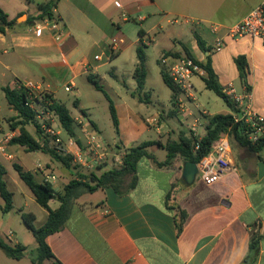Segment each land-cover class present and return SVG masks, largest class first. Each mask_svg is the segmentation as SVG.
<instances>
[{
    "label": "crops",
    "instance_id": "crops-1",
    "mask_svg": "<svg viewBox=\"0 0 264 264\" xmlns=\"http://www.w3.org/2000/svg\"><path fill=\"white\" fill-rule=\"evenodd\" d=\"M49 1L0 0V7L8 14L9 20L16 19L12 28L0 33V88L3 91L6 87L16 88L19 82L24 81L41 83L55 100L65 105L59 94L65 91L69 82H73L75 91L72 94L76 97L73 105L80 108V115L88 117L79 101L83 95L79 81L87 77L96 88L93 81L99 83V77L106 79L107 72L120 81L124 76L123 68L129 66L131 81L121 83L127 89L133 88L131 97L119 95L118 101L112 100L119 121L116 141L119 147L115 143L111 148L108 143L113 150L109 151V160L102 164L107 165L98 172L121 165L124 151L129 147L143 142L165 145L161 140L150 138L154 132H164L163 135L173 133L176 137L173 141H178L183 131H189L188 128L169 125V118L173 117L175 109L173 102L171 109L158 112L156 117L148 107L150 95L148 99H142V95L147 93L145 87L149 70L145 46L158 53L162 69L168 67L161 61L167 53L183 56L187 48L202 61L210 55L220 85L233 84L238 93L248 86L252 108L264 120L262 40L249 36L240 39L225 37L226 47L223 50L207 54L199 48L194 33L206 44L211 43L215 36L208 25L170 24L163 14L183 13L176 11L172 5L164 4L165 1L57 0L54 13L63 31V38L58 41L49 31L39 36L31 29L38 21L31 18L39 14V4ZM259 2L250 0L238 18L219 24L228 27L238 23ZM202 3L203 0H197L196 4ZM23 15L27 16L26 20L19 22ZM28 18L29 23H26ZM130 23L139 24V27L135 28ZM146 35L150 36V42L141 45L140 38ZM114 44L117 45L113 47ZM140 46L147 56V79L142 90H139L134 78L138 64L137 48ZM238 56H245L247 61L246 83L241 80L235 62ZM9 107L18 117L17 112ZM227 113H232V110ZM1 114L0 106V123ZM214 114L209 112V116ZM176 116H179L178 112ZM76 117L79 116H73ZM206 118H202L203 125ZM5 119L8 121L9 118ZM90 120L100 133L97 123ZM29 126L32 124L26 125L27 130L35 136ZM11 127L9 131L0 125V164L7 171L5 179L9 175V167L15 170L14 164L32 172L39 183H44L47 174L56 173V179H59V167L46 160L45 153L34 152L37 156L33 160L29 158V164H33L30 166L12 151L14 146H20L12 144L11 140L19 136L21 130L19 126ZM164 127L168 130L164 131ZM6 138V152H2L1 146ZM160 144L153 146L166 151ZM233 150L238 171L212 186L197 178L192 184H187L182 177L185 163L182 158L176 157L171 165L159 167L156 161H164L167 154L160 159L149 152L156 161L148 157L138 161L137 182L129 192L122 194L109 186L94 192H83L75 199L63 228L47 238L53 254L61 264H264V151L261 152L263 158L258 160L253 156L257 154L250 153L246 148L236 147ZM251 161H254L253 169ZM66 172L73 176L70 170ZM69 176H64L61 188L69 183ZM55 180L50 183L57 190ZM49 206L55 210L60 202L52 199ZM179 211L186 213L181 232L176 225ZM255 236H260V239L255 250L251 251L250 244ZM45 264L56 263L50 259Z\"/></svg>",
    "mask_w": 264,
    "mask_h": 264
},
{
    "label": "trees",
    "instance_id": "trees-1",
    "mask_svg": "<svg viewBox=\"0 0 264 264\" xmlns=\"http://www.w3.org/2000/svg\"><path fill=\"white\" fill-rule=\"evenodd\" d=\"M56 7L57 0H50L49 2L41 3L38 6L39 14L31 19H57V16L54 13ZM26 23H29V18ZM15 24L16 19L9 20L8 14L0 7V33L5 32L7 28H12ZM196 38L199 48L206 53L208 51V45L200 36H196ZM165 55L173 56L174 58L187 56L196 59L194 54L187 48H185L183 56L172 53H167ZM137 58L138 64L134 72V78L137 82L139 90H142L147 79V56L144 52V48L141 46L137 48ZM235 62L237 64L241 80L246 83L248 71L245 56H238L235 59ZM200 64L207 70L208 73L207 77L203 79L205 81L206 88L224 99L229 109L233 110L234 106L232 101L223 93V87L220 85L217 74L213 69L211 56L207 55L205 60ZM161 75L166 86L172 91V102L174 104V99L178 89L169 77L166 68L162 69ZM93 83L98 90L105 92L98 82L93 81ZM247 88L249 89L248 86ZM4 93L8 104L17 112V118L20 119L16 122V124L12 125L19 126L21 133L19 136L12 138L11 143L14 145L24 146L31 152L41 151L45 154H49L55 160L62 163L65 168L70 170L74 162L73 156L59 153L55 149L54 138L41 135L38 124L35 121L34 112L26 105L27 93L25 90L18 87H6L4 88ZM105 95L109 101L112 123L118 134L119 121L116 109L110 96L106 92ZM47 96L52 100V105L49 108L56 114L61 128L71 138L78 137L76 131L78 125L67 107L55 100L51 93H47ZM173 112L172 116L174 117L177 115L176 109H174ZM27 124H34L37 136L32 135L27 130ZM204 126L205 134H203V137L198 142L199 148L197 150L195 149L197 140L189 131H183L180 134L178 141L169 140L165 145H162L159 142H143L136 146L129 147L124 151L122 163L119 167L108 168L101 173L98 172L101 171L105 165H107L105 164L94 168V171L92 170L89 174H82L80 172L77 174L73 173V176L75 177L69 181V183L64 187L63 192L60 193L57 192L51 183L37 182L32 172L25 171L20 165L14 164V168L20 179L31 190L36 203L45 209L48 212V215L45 223L41 226H37V218L34 214L29 212L21 213L24 223L32 232L37 243L36 253L28 252V247L20 242L13 244L11 241H6L1 236L0 249L8 258L13 260H20L27 257L32 264H45L47 260L53 259L56 264H61L53 254L47 242V238L63 228L69 218L75 199L83 192H94L95 190L109 186L113 187L117 192L122 194L129 192L135 187L137 182L136 168L138 161L142 157L152 158L156 161V158H154V156L148 151V148L151 145L160 144V146L166 150V159L162 162L156 161L159 167L171 165L176 157H180L184 161L198 163L210 152L213 142L225 133L229 134L231 143L232 140L236 141V146H234L235 148L237 146L246 148L252 154H259L264 151V134H262L256 142L250 141L245 129L240 125L234 124L231 113L208 116ZM77 142L81 144L79 139ZM50 144H52V147L49 146ZM116 147H119L118 143H116ZM79 166V164L75 165L76 168ZM6 173L7 171L5 167L0 164V198L3 201L0 202V214L9 213L14 209V193L8 188L7 181L5 180ZM52 199H56L60 202L59 208L55 210L51 209L49 202ZM178 214L179 216L176 225L178 231L181 232L186 219V213L184 211H179ZM259 239L260 236L253 237L250 244L251 251L255 250Z\"/></svg>",
    "mask_w": 264,
    "mask_h": 264
},
{
    "label": "built area",
    "instance_id": "built-area-1",
    "mask_svg": "<svg viewBox=\"0 0 264 264\" xmlns=\"http://www.w3.org/2000/svg\"><path fill=\"white\" fill-rule=\"evenodd\" d=\"M168 21L170 24L193 23L198 26L208 25L215 38L214 41L207 44V54L223 50L226 47L225 37L240 39L249 36L264 42V0H260L259 4L238 23L228 27L203 21L198 24L187 17L168 19ZM31 29L39 36L43 32L49 31L56 40L60 41L63 38V31L57 19L45 18L38 20ZM140 41L141 45L147 44L150 42V36H141ZM196 42L198 44L197 38ZM115 45L117 44H114L113 47ZM161 61L163 64H168L166 70L178 89L174 99V107L179 116L182 117L183 122L186 121L190 124L189 132L197 140L195 146L197 150L199 148L198 142L203 137L202 129L204 125L202 118L209 116V112L200 106L198 90L193 78H206L208 75L207 70L200 64L203 62L202 60L187 56L174 58L165 55L161 58ZM17 87L24 89L27 93L26 105L33 110L41 135L54 138L55 149L59 153L64 152L72 155L75 163L89 169H94L109 160L110 146L108 142L94 128L93 123L86 115L82 114L75 118L82 137H72L67 148H64L61 146V131L58 129L57 116L49 108L52 105V100L47 96V93L50 92L43 84L32 81L19 82ZM65 91L74 93L75 84L69 82L65 86ZM222 91L232 101L234 106L231 113L234 124L242 126L249 140L256 142L264 134V120L252 108L251 90L245 86L244 91L238 93L236 87L233 84H229L224 86ZM78 139L81 144L77 142ZM6 143H8L7 138L3 140L2 152H6ZM196 164L198 169L196 178L207 186H212L225 176L237 172L238 164L229 134L225 133L218 137L213 142L210 152ZM55 179V175L47 174L44 176L43 182L50 183Z\"/></svg>",
    "mask_w": 264,
    "mask_h": 264
},
{
    "label": "rangeland",
    "instance_id": "rangeland-1",
    "mask_svg": "<svg viewBox=\"0 0 264 264\" xmlns=\"http://www.w3.org/2000/svg\"><path fill=\"white\" fill-rule=\"evenodd\" d=\"M165 1L164 4L172 5V7L183 14H163L166 15V19L173 20L175 18L187 17L194 20L196 23H200L202 21L209 23H226L229 22L230 19L238 18L247 8L250 0H203L202 5H197V0H160ZM195 8L194 12L193 9ZM169 15V16H168ZM135 28L139 27V24H132ZM181 24V23H180ZM134 28V29H135ZM189 33V31H188ZM191 34V33H189ZM195 37L199 36L194 33ZM191 36V35H190ZM214 41V40H213ZM150 47L145 46V51L148 54V82L146 84L145 90L146 94L142 95V99H148L150 95L151 103H149L148 107L152 111V114L158 117V112H167L172 108V91L163 81L161 71L162 65H160V61L158 58V53L149 50ZM107 70H110L108 68ZM124 76H121L120 81L114 79L109 75V72L106 73V79H102L99 77L98 81L103 90L110 96V98L116 102L119 100V95L124 96L126 98H130V91L133 89L130 87L127 89L122 86L121 81L130 82L129 76V66L123 68ZM80 89L83 92L82 97L79 98V101L84 105V111L87 113L89 119L95 121L98 125V129L105 140L115 146L117 141V132L113 126L111 114L109 110V101L106 98L105 92L97 90L94 86H92L87 77H84L80 81ZM193 82L198 90L199 102L202 107L206 108L210 113L215 114H224L228 112L230 109L227 103L216 95L213 91L206 88L205 81L200 77H194ZM121 86V87H119ZM240 86V84H239ZM147 97H146V96ZM59 97L65 103L67 109L71 112L73 116H80L81 110L80 108L73 105V102L76 100V97L73 96L72 93L61 91ZM0 106L2 108L1 114V127L5 129H9L11 131L12 124H16L17 117L14 115V111H10V107L8 105L7 99L5 98L4 91L0 88ZM14 115V116H10ZM82 115V114H81ZM179 115V114H178ZM9 116V117H8ZM8 121H6V118ZM182 120L181 116H174L169 118V125L172 127H179L189 129L190 124L184 121L183 124L180 123ZM8 122V123H7ZM10 124V125H9ZM9 125V128H8ZM58 129L61 131V146L67 148L71 137L61 128L59 122H57ZM170 126V127H171ZM31 131L37 136L35 126H29ZM164 131L168 130V128H163ZM78 136L82 137V134L79 128L76 129ZM163 132V131H162ZM202 133L205 134V128L202 129ZM162 134V135H161ZM163 133H153L150 137L151 139L161 140L164 143H167L169 139L171 141L174 140L175 135L171 133V135ZM233 147L236 146V141L232 140ZM10 146V145H8ZM52 147V144L49 145ZM55 146V145H54ZM238 147V146H237ZM235 149V147H234ZM113 150V149H111ZM110 150V151H111ZM8 152H11L7 150ZM12 151L17 152L20 157L25 159L28 165L32 166L33 164H29V158L31 160L35 159L37 153H30L25 147L21 148L20 146H14ZM148 151L154 153L158 158L165 157L166 151L160 149L158 146L151 145L148 148ZM30 154H24V153ZM67 154V153H62ZM244 154V153H243ZM256 156L258 160L262 159V153H259ZM240 157V153H239ZM46 160H50L51 164L59 167V179L57 178L54 182V185L57 186V192H63L62 185L64 184L63 178L64 176H69L68 172L65 173L68 169L63 166L62 163L55 160L49 154H46ZM112 160V157L110 158ZM252 169L254 161H251ZM78 163L73 162V166L70 169L73 173H82L89 174L94 169H89L83 166H79L78 168L75 165ZM120 165H116L119 167ZM57 171V168H55ZM58 173V172H57ZM65 173V174H64ZM56 175V173H55ZM75 176H69V179H73ZM8 183L9 189L14 193V209L6 214H0V236L3 237L6 241H11L13 244L22 243L28 247V252L36 253L37 243L34 239L32 232L29 230L27 225L24 223L21 213H32L37 218L36 224L37 226H41L45 223L47 216L46 210L43 209L39 204L36 203L34 196L31 190L26 186V184L20 179L18 173L12 168L9 167V175L5 179ZM58 201V200H57ZM1 202L2 199H1ZM59 202V201H58ZM0 264H32L31 261L27 258H24L20 261L13 260L8 258L5 253L0 249Z\"/></svg>",
    "mask_w": 264,
    "mask_h": 264
},
{
    "label": "water",
    "instance_id": "water-1",
    "mask_svg": "<svg viewBox=\"0 0 264 264\" xmlns=\"http://www.w3.org/2000/svg\"><path fill=\"white\" fill-rule=\"evenodd\" d=\"M26 15H23L22 18H19V22L26 20ZM198 169L197 164L192 161H185L182 177L187 184H192L197 175Z\"/></svg>",
    "mask_w": 264,
    "mask_h": 264
}]
</instances>
